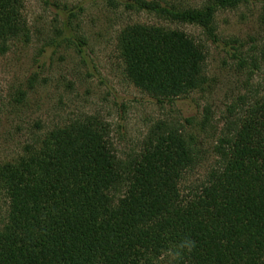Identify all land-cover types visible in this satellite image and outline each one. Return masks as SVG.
<instances>
[{
  "label": "trees",
  "instance_id": "obj_1",
  "mask_svg": "<svg viewBox=\"0 0 264 264\" xmlns=\"http://www.w3.org/2000/svg\"><path fill=\"white\" fill-rule=\"evenodd\" d=\"M118 2L201 29L204 40L140 25L120 37L128 78L170 104L210 83L206 49L221 43L216 14L251 0H212L190 10L158 0ZM24 8V0H0V57L28 38ZM227 110L214 149L218 163L194 190L183 185L199 167L201 149L174 123L159 127L127 162L116 156L109 128L87 118L0 163L7 204L0 264H264V84ZM2 111L0 99V118ZM204 115L203 126L210 110Z\"/></svg>",
  "mask_w": 264,
  "mask_h": 264
},
{
  "label": "rangeland",
  "instance_id": "obj_2",
  "mask_svg": "<svg viewBox=\"0 0 264 264\" xmlns=\"http://www.w3.org/2000/svg\"><path fill=\"white\" fill-rule=\"evenodd\" d=\"M211 1L158 0L178 10L202 9ZM24 3L28 38L14 42L0 57V163L16 160L50 131L87 118L109 128L116 156L127 162L159 127L174 123L194 136L201 149V163L183 185L194 190L218 163L214 149L229 121L228 107L264 84V0L216 14L221 43L206 49L210 83L170 104L158 103L128 78L120 37L128 27L140 25L204 40L201 29L127 10L118 0ZM205 109L210 118L203 126ZM6 212L0 199V221Z\"/></svg>",
  "mask_w": 264,
  "mask_h": 264
}]
</instances>
